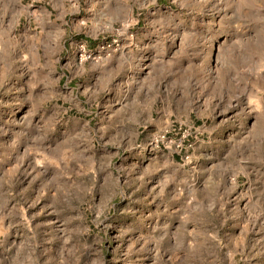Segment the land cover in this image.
<instances>
[{"label":"rangeland","instance_id":"1","mask_svg":"<svg viewBox=\"0 0 264 264\" xmlns=\"http://www.w3.org/2000/svg\"><path fill=\"white\" fill-rule=\"evenodd\" d=\"M0 264H264V0H0Z\"/></svg>","mask_w":264,"mask_h":264},{"label":"built area","instance_id":"2","mask_svg":"<svg viewBox=\"0 0 264 264\" xmlns=\"http://www.w3.org/2000/svg\"><path fill=\"white\" fill-rule=\"evenodd\" d=\"M85 52L82 53L81 57H84Z\"/></svg>","mask_w":264,"mask_h":264}]
</instances>
